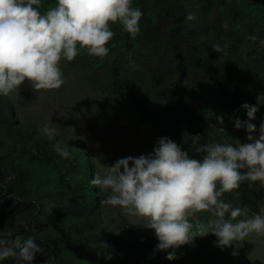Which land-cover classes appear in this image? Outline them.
Wrapping results in <instances>:
<instances>
[{
  "label": "rangeland",
  "instance_id": "374dc122",
  "mask_svg": "<svg viewBox=\"0 0 264 264\" xmlns=\"http://www.w3.org/2000/svg\"><path fill=\"white\" fill-rule=\"evenodd\" d=\"M171 1L165 3L169 6ZM55 5L56 0H41L39 11L43 14ZM217 5L234 44L262 52L264 48L255 45H261L258 37L264 32V0H217ZM150 7L155 13L165 11L162 4ZM185 13L192 16L189 10ZM111 29L115 35L106 45L107 56H90L78 45L73 61L61 60L65 83L59 89L35 91L25 81L9 96L0 95V205L9 201L5 210L0 206V238L32 236L42 249L34 264H264V235L255 233L223 249L216 245L213 234L196 237L176 250V259L168 260L166 252L156 250L158 240L154 230L146 228V220L101 203L110 193L92 185L91 180L105 169L90 157L101 156V163L111 166L120 158L153 152L159 138L165 136L188 153L191 146L135 98L149 93L151 82L143 74L126 70L130 78L124 88L111 81L108 64L120 51L124 34L118 22ZM251 36L256 39H249ZM207 42L210 47L218 44L211 37ZM122 56L127 60L136 53ZM132 67L145 71L137 63ZM136 80L139 82L134 84ZM253 95H247L246 104L259 107L251 121L258 129L264 122V90ZM242 114L247 117V109ZM46 122L57 129L54 139L40 131ZM243 133L237 139L242 143L247 142L244 128ZM57 142L68 146L69 158L55 151ZM84 180L89 184L86 193L79 184ZM249 189L258 196L260 211L247 207L242 219L264 214V188L259 182H249ZM70 191L75 192L76 204L84 207L90 202L91 209L82 215L72 211L54 216L53 206L70 197ZM210 219H214L210 213L201 212L190 217V222ZM25 225L35 230L26 231ZM103 244L108 247L102 248ZM108 254L111 259L105 258ZM0 264L18 262L8 258Z\"/></svg>",
  "mask_w": 264,
  "mask_h": 264
},
{
  "label": "clouds",
  "instance_id": "9594fccd",
  "mask_svg": "<svg viewBox=\"0 0 264 264\" xmlns=\"http://www.w3.org/2000/svg\"><path fill=\"white\" fill-rule=\"evenodd\" d=\"M40 6L41 0H0L2 96H9L25 81L35 91L59 89L65 83L60 62L73 61L78 45L88 55L103 58L109 53L106 45L115 35L111 25L118 22L135 38L143 16L139 8L132 6V0H56V5L43 14ZM187 19L194 17L189 15ZM212 49L224 51L219 44ZM242 107L247 109L248 120H236L235 127L246 130L247 142L204 144L196 149L204 153L202 159L190 158L166 136L159 138L153 152L120 158L111 166L102 164L101 156L90 157L105 169L103 175L97 172L91 180L92 185L110 193L101 203L118 206L127 215L146 220V228L154 230L158 240L156 250L166 252L168 260L176 259V250L196 237L213 234L216 245L223 249L252 233L264 235V214L237 219L243 210L222 199L245 181L259 182V187L264 188V122L258 129L251 122L258 106ZM217 122L223 124V116H218ZM40 131L50 140L57 135V129L48 122ZM200 138L199 134L193 136V143ZM54 148L65 159L71 156L62 142ZM201 212L210 213L214 219L190 222V217ZM25 230L35 229L25 225ZM41 251L32 236L0 238V261L13 258L18 264H34ZM105 258L111 259V254Z\"/></svg>",
  "mask_w": 264,
  "mask_h": 264
},
{
  "label": "trees",
  "instance_id": "16d2710c",
  "mask_svg": "<svg viewBox=\"0 0 264 264\" xmlns=\"http://www.w3.org/2000/svg\"><path fill=\"white\" fill-rule=\"evenodd\" d=\"M161 4L164 13L151 11V5ZM132 6L143 12L140 32L132 38L124 31L121 49L108 64L111 81L118 88H124L130 78L126 70L143 74L151 87L148 94L135 98L153 118L165 121L171 130L178 131L180 138L191 145L189 155L193 158L202 159L204 153L196 149L204 144H235L244 134L243 128L235 127V121L247 120L242 114L247 95L252 93L254 97L264 90V50L258 52L252 46L243 49L234 44L223 25V13L217 0H173L169 6L165 0H133ZM188 10L194 19H187ZM207 37L215 38L224 51L214 52ZM258 38L259 43L264 41V32ZM137 42L143 46L142 50L138 49ZM257 45L264 48L262 43L255 47ZM129 52L136 56L124 60L122 53ZM133 63L143 65L145 71L133 69ZM137 82L139 80L133 83ZM218 116H223V124L217 122ZM197 134L201 138L193 143L192 137ZM79 184L86 193L89 187L86 180ZM69 193L70 197L53 206L54 216L72 211L82 215L91 209L90 202L83 207L73 201L75 192ZM222 199L233 208L244 211L250 207L260 211L259 198L249 189V181L225 193ZM8 204V200L4 201L1 209L5 210Z\"/></svg>",
  "mask_w": 264,
  "mask_h": 264
}]
</instances>
